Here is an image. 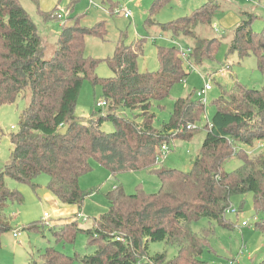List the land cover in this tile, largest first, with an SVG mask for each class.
I'll list each match as a JSON object with an SVG mask.
<instances>
[{
    "label": "trees",
    "instance_id": "trees-1",
    "mask_svg": "<svg viewBox=\"0 0 264 264\" xmlns=\"http://www.w3.org/2000/svg\"><path fill=\"white\" fill-rule=\"evenodd\" d=\"M31 1L44 21L64 19L58 17L56 7L46 11L40 8V0ZM110 1L108 9L113 13L118 5ZM171 1L153 0L144 26L153 34L187 40L191 48L188 62L205 70L208 62L217 59L226 35L206 36L197 28L213 30L222 6L207 0L188 15L158 22L154 15ZM242 15L229 53H237L241 59L253 55L264 74V31L254 30L257 15L248 11ZM81 18L79 14L65 18L54 54L47 59L44 38L20 0H0V108L30 93L19 130L11 134L10 161L0 169V249L2 235L15 229L6 213L8 206L24 201L19 191L9 188L7 178L37 188L35 179L46 173L49 191L60 202L81 209L92 194L80 185V178L92 171L91 160L114 176L141 171L157 175L160 189L148 192L139 184L135 193H127L122 185L115 187L106 194L108 210L95 217L91 227L80 226V210L58 228H51L65 242H75L79 232L86 233L91 251L69 255L48 246L39 253L42 261L31 258V264H208L200 257L214 230L209 226L198 233L192 223L206 217L234 229L227 219L231 198L249 192L259 216L254 228L264 232V155L250 157L243 147L264 140V87L249 88L236 81L229 92L223 90L214 101L216 111L205 125L206 135L190 170L170 168L157 159L161 146L168 144L173 150L176 140L192 139L206 110L200 99L192 97L194 90L175 99L167 120L159 124L155 120L153 107L163 108L161 102L190 74L180 48L158 46L160 66L156 71L139 68L147 38L131 45L119 39L112 56H88L86 38L105 39L107 26L104 20L85 26ZM102 62L112 75L98 74ZM85 80L100 84L107 102L105 111L100 108L99 116L89 123L76 114ZM125 111L132 117L124 115ZM104 121L114 124L113 132L101 129ZM190 124L196 127L187 128ZM65 126L67 130L61 131ZM234 155L242 165L225 171L224 164ZM21 230L42 232V227L34 222ZM150 242L177 246L178 252L171 259L166 253L151 256Z\"/></svg>",
    "mask_w": 264,
    "mask_h": 264
},
{
    "label": "rangeland",
    "instance_id": "rangeland-1",
    "mask_svg": "<svg viewBox=\"0 0 264 264\" xmlns=\"http://www.w3.org/2000/svg\"><path fill=\"white\" fill-rule=\"evenodd\" d=\"M54 3V0H49ZM222 6L221 11L215 18L213 30H204L198 27L199 34L206 36L222 37V44L219 48L217 59L207 63V68L198 70L187 66L190 74L188 77L175 85L171 95L164 99L159 106L153 107L155 120L159 124L167 120L173 111L174 101L177 97L187 96L194 90L201 89L206 83H210L212 89L207 94L206 110L201 120L197 122L198 130L190 140H176L173 150L164 159V164L170 168H177L189 171L191 165L198 154L206 135L205 125L216 111L214 101L220 97L223 90L230 91L235 82L246 85L249 88L260 89L264 87V74L258 69L256 58L253 55L243 59L237 53H229V45L233 37L235 27L241 22L243 11L257 15L254 22V30L264 31V0H215ZM22 6L28 11L32 19L38 25L39 32L43 36L47 46L46 58L53 56L55 43L62 28V23L67 16L82 15L81 23L85 26H93L98 21L104 20L107 26L105 39L98 36H88L86 38L85 54L96 58H106L115 52L116 43L122 39L126 44L131 45L135 41L147 38L145 52L141 57L139 68L141 71H156L159 69L158 46H178L184 48L188 46L185 39L172 40L170 35L153 34L144 26L145 19L149 16V11L153 0H113V4L118 5L120 10H129L131 17H126L121 13L110 12V0H56L54 5L62 7L64 19L62 21H44L37 13L35 3L31 0H20ZM207 0H172L170 4L163 7L154 17L160 23H168L179 17L188 15L195 8L201 6ZM53 5V6H54ZM71 8L69 9L68 7ZM58 15V13H57ZM59 16V15H58ZM60 18V17H59ZM70 21V20H68ZM153 31V30H152ZM231 66L227 68V66ZM225 69L224 73L221 71ZM97 72L100 76L112 75L106 63L98 66ZM194 99L199 98L194 94ZM102 87L100 84L93 85L89 80L83 82L80 96L76 104V114L84 123H89L99 116L100 108L97 103L103 101ZM30 101V93L21 96L16 103L5 104L0 108V169L9 161L13 143L11 134L19 130V120L23 111ZM105 111V108H102ZM124 115L132 117L125 111ZM101 129L106 132L114 131V124L111 121H104ZM244 149L250 157L264 155V140L256 141L252 147L244 145ZM92 171L80 178V185L84 190H92V194L79 209L76 206L66 205L58 201L57 204L49 200V195L53 196L48 184L50 176L46 173L39 175L35 182L37 188L29 184L18 183L12 178H7V184L11 190L19 191L24 198L22 203H10L6 211L10 222L14 226L15 232H20L18 237L14 236V230L2 235V247L0 249V264H31V258L42 261L39 255L48 246H54L58 250L69 255L76 252L83 254L91 250L87 249L88 236L84 232H79L75 242H65L58 240L51 228H58L65 220L74 217L78 211H82L86 219L78 218L82 228L93 225L95 217H99L109 208L106 194L115 187L122 185L127 193H135L137 186L142 184L148 192H157L160 189V181L157 175L147 172H126L112 175L105 166L96 160H91ZM242 165V160L234 155L224 164L225 171H232ZM231 206L235 212H227V219L234 224V229L221 226L215 220L201 218L192 223V229L200 233L207 227L213 228V234L209 238V244L200 257L208 264H261L264 261V232L256 230L254 225L259 216L254 210L253 193L235 194L231 198ZM242 206V207H241ZM66 209L62 211L60 209ZM46 213L48 214L46 216ZM57 221V222H56ZM246 221L250 226H242ZM34 222L40 223L42 232L21 230L25 225ZM178 252L177 246H170L165 242H150L149 255L156 253H166L167 258H173Z\"/></svg>",
    "mask_w": 264,
    "mask_h": 264
},
{
    "label": "built area",
    "instance_id": "built-area-1",
    "mask_svg": "<svg viewBox=\"0 0 264 264\" xmlns=\"http://www.w3.org/2000/svg\"><path fill=\"white\" fill-rule=\"evenodd\" d=\"M114 12H116V13H121V14L125 15L126 17H131V16H132L131 11L126 10V9H125V10H120L119 8H116V9H114ZM57 13H58V15H59L58 17H60V18H64V17L66 16V15H64V11H63L62 7L58 8V12H57ZM215 26H216V25L214 24V27H215ZM178 47L180 48V52H181V55H182V57L184 58V60H185L186 62H188V58H189V54H190V52H191V48L188 47V46H187L186 48H184V47L181 46L180 44H178ZM188 64H189V66L191 67V65H190L189 62H188ZM191 68H194V67L192 66ZM227 68H229V65L227 66ZM221 71L224 73L225 69L223 68ZM211 89H212L211 84H210V83H206L205 86H204L203 88L198 89V90L195 91L196 96L202 101V103H203L205 106L207 105V101H208V99H207V94H208V92H209ZM96 105H97L98 108H105V107L107 106V102H106L105 100H103V101H101V102H98ZM195 127H196L195 125H191V124L187 126V128H189V129H193V128H195ZM171 150H172V149L170 148V146H169L168 144H163V145L161 146V148H160V154L157 156L158 161H164L166 155H167ZM231 211L235 212L236 209L233 208V207L231 206V207L228 209V212H231ZM47 215H48V214L46 213V216H47ZM77 216H78L79 218L82 217L83 219H86V217H85V215L83 214V212H79ZM242 226H250V224H249L248 222H246V221H243ZM19 234H20V232H15V231H14V236H15V237H18Z\"/></svg>",
    "mask_w": 264,
    "mask_h": 264
},
{
    "label": "crops",
    "instance_id": "crops-1",
    "mask_svg": "<svg viewBox=\"0 0 264 264\" xmlns=\"http://www.w3.org/2000/svg\"><path fill=\"white\" fill-rule=\"evenodd\" d=\"M55 1L56 0H54V3H50L51 1H49V0H40V8L41 9H43V10H51L52 8H54V7H56V6H58V5H54L55 4ZM59 2H60V0H59ZM54 5V6H53ZM42 35V34H41ZM176 144V143H175ZM51 193V192H50ZM52 194V193H51ZM49 195V200L51 201V202H53V203H55V204H57V202L55 201V196L53 195V196H51L50 194H48ZM55 197V198H54ZM57 199V198H56ZM58 200V199H57ZM59 201V200H58ZM71 206V205H70ZM62 211H67L66 209H63L62 210V208L60 209V213H63ZM57 222V221H56Z\"/></svg>",
    "mask_w": 264,
    "mask_h": 264
},
{
    "label": "water",
    "instance_id": "water-1",
    "mask_svg": "<svg viewBox=\"0 0 264 264\" xmlns=\"http://www.w3.org/2000/svg\"><path fill=\"white\" fill-rule=\"evenodd\" d=\"M67 130V126H65L64 128H62V130L61 131H66Z\"/></svg>",
    "mask_w": 264,
    "mask_h": 264
}]
</instances>
